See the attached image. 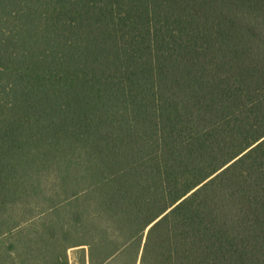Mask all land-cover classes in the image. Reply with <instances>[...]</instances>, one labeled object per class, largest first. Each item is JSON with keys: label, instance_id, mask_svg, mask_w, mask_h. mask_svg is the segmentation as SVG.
Wrapping results in <instances>:
<instances>
[{"label": "trees", "instance_id": "trees-1", "mask_svg": "<svg viewBox=\"0 0 264 264\" xmlns=\"http://www.w3.org/2000/svg\"><path fill=\"white\" fill-rule=\"evenodd\" d=\"M36 207L19 264H264V0H0V242Z\"/></svg>", "mask_w": 264, "mask_h": 264}, {"label": "rangeland", "instance_id": "rangeland-1", "mask_svg": "<svg viewBox=\"0 0 264 264\" xmlns=\"http://www.w3.org/2000/svg\"><path fill=\"white\" fill-rule=\"evenodd\" d=\"M39 208H34L30 212L24 209H21L20 211H17L15 213L16 215V220L18 219L19 221L25 220V217H32L31 221H27L28 224H21L19 227H16L13 229L12 234H6L2 236L0 242V249H3L2 253L6 254L7 251L11 252V260H13V264H19L18 262L20 261L15 255V251L13 248L9 247V245H16L17 242L19 243V240H25L26 238L33 239L37 237L38 234L42 233L45 235V230L43 229V223H47L44 218L38 216V211ZM27 212V213H26ZM42 220L40 221V219ZM144 241V240H143ZM83 248L87 252V247H74V248H69L67 250V259H68V264H83L81 262V256L82 253L78 252L80 249ZM85 252V254H86ZM141 253V251H140ZM140 253L137 258L136 264H139V258H140ZM87 256V255H86ZM87 264V263H86Z\"/></svg>", "mask_w": 264, "mask_h": 264}]
</instances>
